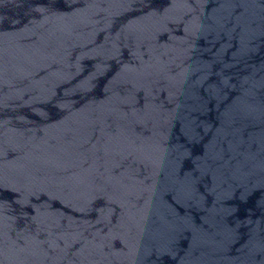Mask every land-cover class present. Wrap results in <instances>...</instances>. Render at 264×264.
Here are the masks:
<instances>
[{
  "label": "water",
  "instance_id": "obj_1",
  "mask_svg": "<svg viewBox=\"0 0 264 264\" xmlns=\"http://www.w3.org/2000/svg\"><path fill=\"white\" fill-rule=\"evenodd\" d=\"M0 264H264V0H0Z\"/></svg>",
  "mask_w": 264,
  "mask_h": 264
}]
</instances>
